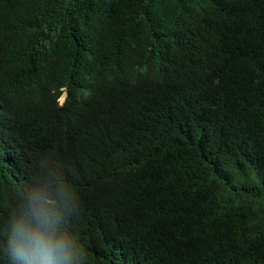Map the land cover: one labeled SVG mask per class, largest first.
<instances>
[{
	"label": "trees",
	"instance_id": "16d2710c",
	"mask_svg": "<svg viewBox=\"0 0 264 264\" xmlns=\"http://www.w3.org/2000/svg\"><path fill=\"white\" fill-rule=\"evenodd\" d=\"M45 213L72 264H264V0H0V264Z\"/></svg>",
	"mask_w": 264,
	"mask_h": 264
},
{
	"label": "clouds",
	"instance_id": "9594fccd",
	"mask_svg": "<svg viewBox=\"0 0 264 264\" xmlns=\"http://www.w3.org/2000/svg\"><path fill=\"white\" fill-rule=\"evenodd\" d=\"M49 229L46 213L37 217L35 227L19 225L12 246L14 258L23 264H72L70 246L63 238H54L55 229Z\"/></svg>",
	"mask_w": 264,
	"mask_h": 264
},
{
	"label": "rangeland",
	"instance_id": "374dc122",
	"mask_svg": "<svg viewBox=\"0 0 264 264\" xmlns=\"http://www.w3.org/2000/svg\"><path fill=\"white\" fill-rule=\"evenodd\" d=\"M62 102V101H61Z\"/></svg>",
	"mask_w": 264,
	"mask_h": 264
}]
</instances>
